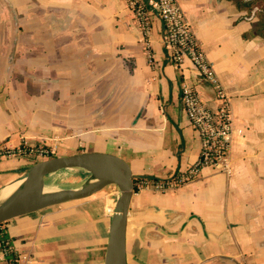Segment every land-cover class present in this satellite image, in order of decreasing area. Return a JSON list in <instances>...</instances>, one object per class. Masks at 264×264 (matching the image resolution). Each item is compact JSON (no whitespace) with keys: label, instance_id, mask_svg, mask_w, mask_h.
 Wrapping results in <instances>:
<instances>
[{"label":"crops","instance_id":"0c3cea01","mask_svg":"<svg viewBox=\"0 0 264 264\" xmlns=\"http://www.w3.org/2000/svg\"><path fill=\"white\" fill-rule=\"evenodd\" d=\"M178 2L243 132L230 176L206 166L178 187L134 192L127 264H264V21L234 0ZM151 18L152 61L125 0H0V144L111 153L156 180L192 164L201 142L182 87L212 107L215 90L190 61L171 60L163 22ZM29 161L0 158V192ZM92 197L1 228L26 264H104L114 205Z\"/></svg>","mask_w":264,"mask_h":264},{"label":"built area","instance_id":"2783aa9c","mask_svg":"<svg viewBox=\"0 0 264 264\" xmlns=\"http://www.w3.org/2000/svg\"><path fill=\"white\" fill-rule=\"evenodd\" d=\"M139 23L143 43L152 61L151 13L155 11L164 25L165 45L171 60L182 65L190 61L215 90L216 107L207 104L198 91L190 86L182 87V104L187 116L200 136V151L197 159L186 169L165 180L136 178L134 192L146 188L164 191L178 187L197 178L201 170L210 166L230 176L233 173L231 150L236 134L243 129L236 127L231 111V98L219 81L212 62L209 60L201 42L186 19L178 0H125ZM55 147L46 144H33L24 140L19 145L0 144V158H42L55 154ZM30 256L18 252L10 237L0 240V264H26Z\"/></svg>","mask_w":264,"mask_h":264},{"label":"water","instance_id":"95a60500","mask_svg":"<svg viewBox=\"0 0 264 264\" xmlns=\"http://www.w3.org/2000/svg\"><path fill=\"white\" fill-rule=\"evenodd\" d=\"M254 13L255 10L250 18ZM70 167L84 168L90 176L78 187L44 191L45 179L49 174ZM25 177L26 184L0 202V225L15 217L91 197L109 185L117 186L120 195L111 214L104 264H127L128 215L137 177L132 174L126 160L106 152L53 156L25 168V174L21 178Z\"/></svg>","mask_w":264,"mask_h":264},{"label":"rangeland","instance_id":"374dc122","mask_svg":"<svg viewBox=\"0 0 264 264\" xmlns=\"http://www.w3.org/2000/svg\"><path fill=\"white\" fill-rule=\"evenodd\" d=\"M244 2H245V4H246V2H251V5L249 7L246 6V5L245 6L243 5L244 7L247 8L248 16L252 14L253 10H255V13H254L253 17L254 16L256 17V15L259 14L260 15V19L264 20V7L263 6H259V4H263L264 5V0H252V1L245 0ZM253 3L257 4V5L252 6ZM51 156H62V155H59V154L55 153V154H53ZM51 156L42 157V158H28V160L30 159V161L27 163L28 165L24 166L21 169V171H20L22 173L21 175L25 174V168H27L28 166L32 165L37 160H42V159H45V158H49ZM89 176H90V173L87 170H85L84 168H81V167H70V168H64V169H61L59 171H56V172H53V173L49 174V176H47V181H48V183L52 184L53 186H56L57 188H72V187H78V186L82 185ZM71 178H72V180H71ZM119 195H120L119 188L117 186H115V185H109L106 188H104L102 191H100V192L96 193L95 195H93L92 198H102V199H104V198L105 199L106 198H112V204L115 205V202H116L117 197ZM89 198H91V197H88V198H85V199H81L80 202L86 201Z\"/></svg>","mask_w":264,"mask_h":264},{"label":"bare ground","instance_id":"6f19581e","mask_svg":"<svg viewBox=\"0 0 264 264\" xmlns=\"http://www.w3.org/2000/svg\"><path fill=\"white\" fill-rule=\"evenodd\" d=\"M71 180H72V178H71ZM26 181H27V178L25 177V178H19L15 181L11 182V184L6 189H4L0 192V202L4 199L8 198L11 194L15 193L21 187H23L26 184ZM56 189H58V188L56 186H53L52 184L48 183L47 178H46L45 183H44V191L50 192V191H54Z\"/></svg>","mask_w":264,"mask_h":264},{"label":"trees","instance_id":"16d2710c","mask_svg":"<svg viewBox=\"0 0 264 264\" xmlns=\"http://www.w3.org/2000/svg\"><path fill=\"white\" fill-rule=\"evenodd\" d=\"M245 0H235V2L237 3V5L239 6V7H244L245 5L246 6H250L251 5V2H246V4H245V2H244ZM250 1H252V0H250ZM244 5V6H243ZM255 5H257V4H252V6H255ZM259 6H263L264 7V5L263 4H259ZM264 21V20H263ZM262 26H261V29L260 30H263V33H264V24H261ZM51 157H53V156H51ZM37 161H40V160H37ZM36 161V162H37ZM6 237H8L5 233H4V230L1 228V225H0V240L2 239V238H6Z\"/></svg>","mask_w":264,"mask_h":264}]
</instances>
